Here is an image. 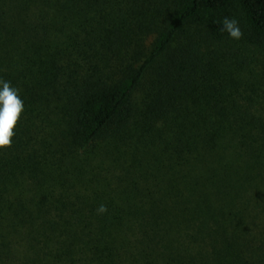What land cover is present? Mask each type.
Masks as SVG:
<instances>
[{
	"label": "trees",
	"instance_id": "trees-1",
	"mask_svg": "<svg viewBox=\"0 0 264 264\" xmlns=\"http://www.w3.org/2000/svg\"><path fill=\"white\" fill-rule=\"evenodd\" d=\"M7 1L0 79L24 110L0 149V264H264V92L242 89L264 68V0ZM136 127L156 144L145 198L58 156ZM140 133L114 162L139 164Z\"/></svg>",
	"mask_w": 264,
	"mask_h": 264
},
{
	"label": "rangeland",
	"instance_id": "rangeland-1",
	"mask_svg": "<svg viewBox=\"0 0 264 264\" xmlns=\"http://www.w3.org/2000/svg\"><path fill=\"white\" fill-rule=\"evenodd\" d=\"M9 1L7 0H0V16L5 15L6 16V4H8ZM258 65H260V71L258 70ZM262 69V70H261ZM264 71V68L262 67L261 63L259 64H252L249 66V68H246L244 72L242 73L243 80L249 81V83L256 81L255 86H252L251 83L249 85V88L246 89V86L243 85L242 89L245 90L246 95H262L264 92V77L261 78V74ZM247 81V82H248ZM143 90L144 86L143 84L139 86L137 89V92L135 94V103L137 106V109L139 110V116L141 115V107L143 102ZM264 96V95H263ZM259 97L260 100H264V98ZM257 114V113H256ZM143 128H135L134 131H130V133H127L125 135H121L120 137L114 138L111 141H105V142H99L97 145L90 148L88 154L81 153L80 151L72 154L73 152H70V148L67 146V142H64V145L62 150H58V156H60L61 152H64L65 154H69L70 156H73L75 159L74 165H77V160L79 158H84L85 156L89 155V158L87 160L86 165V173L89 176H96L98 178V175L102 179H106V183L103 185L105 186V193L106 195H112V190L114 188V183L116 181V177L118 175H122L123 177H127V180H130L131 183L135 186H137V190H133V192L129 193L131 197H137V198H145L147 194H149V189H153L154 186V177L156 171L154 169V158H155V148L156 144H153L154 139V133L151 132H144ZM138 133L143 135H146L143 140V144L139 142L141 145L140 148V161L139 164L135 165L134 167L127 169L128 163L125 162H114V158L118 156V151H122L123 147H126L125 139H131L133 144L134 141L137 139ZM139 136V135H138ZM134 140V141H133ZM130 141L128 144H132ZM115 146V147H114ZM68 152V153H67ZM65 158V157H64ZM62 158L61 160H63ZM77 159V160H76ZM66 161V158H65ZM68 161V160H67ZM130 162V160H128ZM125 163V164H124ZM65 164V162H64ZM153 167V168H152ZM148 168L147 174H145V178L143 176H139V172L145 171V169ZM264 169V166H263ZM129 177V178H128ZM69 183H73L72 179L70 178ZM89 186L92 184L88 182ZM262 192L258 193V197L262 196V199L260 200L263 202L262 206L257 207L256 213L260 216V220L262 221V224L264 226V182L261 184ZM110 195V196H111Z\"/></svg>",
	"mask_w": 264,
	"mask_h": 264
},
{
	"label": "clouds",
	"instance_id": "clouds-1",
	"mask_svg": "<svg viewBox=\"0 0 264 264\" xmlns=\"http://www.w3.org/2000/svg\"><path fill=\"white\" fill-rule=\"evenodd\" d=\"M221 31L226 32L230 39L239 40L243 33L239 22L235 18L224 17ZM24 110L23 100L19 96V90L11 86L7 80L0 79V149L10 146L14 136L13 128ZM98 212L106 211L104 205H100Z\"/></svg>",
	"mask_w": 264,
	"mask_h": 264
}]
</instances>
